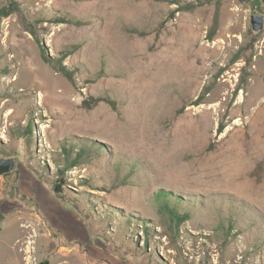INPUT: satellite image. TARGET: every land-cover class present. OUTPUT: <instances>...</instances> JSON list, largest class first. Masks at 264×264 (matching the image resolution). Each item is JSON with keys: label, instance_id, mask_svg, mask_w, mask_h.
Instances as JSON below:
<instances>
[{"label": "rangeland", "instance_id": "obj_1", "mask_svg": "<svg viewBox=\"0 0 264 264\" xmlns=\"http://www.w3.org/2000/svg\"><path fill=\"white\" fill-rule=\"evenodd\" d=\"M252 15L264 0H0V264H264Z\"/></svg>", "mask_w": 264, "mask_h": 264}, {"label": "water", "instance_id": "obj_2", "mask_svg": "<svg viewBox=\"0 0 264 264\" xmlns=\"http://www.w3.org/2000/svg\"><path fill=\"white\" fill-rule=\"evenodd\" d=\"M251 24L254 31H259L264 25V16L263 15H252ZM15 161L13 159H4L1 157L0 153V175H5L13 171L15 167Z\"/></svg>", "mask_w": 264, "mask_h": 264}, {"label": "trees", "instance_id": "obj_3", "mask_svg": "<svg viewBox=\"0 0 264 264\" xmlns=\"http://www.w3.org/2000/svg\"><path fill=\"white\" fill-rule=\"evenodd\" d=\"M171 3L172 4H176V2L175 1H171ZM29 31H30V33L31 34H33L36 38H37V36H36V33L35 32H33L32 30H31V28H29ZM49 61V60H48ZM50 62V61H49ZM59 71L61 72V73H63L68 79H70V80H72V74H71V72H69L68 70H67V68L65 67V66H60L59 67ZM96 102H100V101H108L109 103H111V105H114L113 104V102H111L110 100H104V98H98L97 100H95ZM222 130H220L221 132L223 131V128H221ZM7 174H9V173H7ZM6 174V175H7ZM60 187L58 186V185H55L54 187H53V190L55 191V193L57 194V195H59L60 194ZM60 198H62V199H64L65 197H61L60 196Z\"/></svg>", "mask_w": 264, "mask_h": 264}, {"label": "bare ground", "instance_id": "obj_4", "mask_svg": "<svg viewBox=\"0 0 264 264\" xmlns=\"http://www.w3.org/2000/svg\"><path fill=\"white\" fill-rule=\"evenodd\" d=\"M25 227V226H24Z\"/></svg>", "mask_w": 264, "mask_h": 264}]
</instances>
